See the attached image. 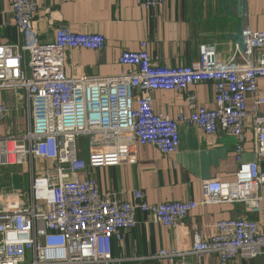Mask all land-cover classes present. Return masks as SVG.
<instances>
[{
  "label": "built area",
  "instance_id": "1",
  "mask_svg": "<svg viewBox=\"0 0 264 264\" xmlns=\"http://www.w3.org/2000/svg\"><path fill=\"white\" fill-rule=\"evenodd\" d=\"M164 1L136 3L149 11ZM10 9L23 44L0 46V91L21 94L24 128L3 134L1 125L13 112L0 103V168L24 167L29 181L27 191L0 196V264H117L112 241L136 226L138 213L170 229L199 206L219 204H240L243 216L216 223L208 238L195 233L189 251H161L155 258L186 264L190 256L214 255L226 264L264 257V233L248 219L262 208L264 95L258 82L264 79V33L242 31V63H218L215 48L203 45L190 64L161 66L143 42L138 51L121 53L119 65L128 71L112 78H75L67 73L66 52L101 51L104 39L61 27L51 44L41 45L34 27L37 0H10ZM199 83L213 85V108L196 107L187 93L188 115L172 119L153 111L152 92L183 93ZM247 119L255 134L251 162L242 159ZM181 125L235 139L233 183L205 181L198 203L150 205L140 190L133 191L132 201L100 193L88 168L131 163L137 145L173 155ZM80 138L87 160L80 158Z\"/></svg>",
  "mask_w": 264,
  "mask_h": 264
},
{
  "label": "crops",
  "instance_id": "2",
  "mask_svg": "<svg viewBox=\"0 0 264 264\" xmlns=\"http://www.w3.org/2000/svg\"><path fill=\"white\" fill-rule=\"evenodd\" d=\"M37 3L34 27L41 45L51 44L55 31L61 27L74 34L99 35L104 39L101 51L66 52L67 73L75 78H112L128 71L119 65L121 53L136 52L143 42L147 44L148 55L161 66H186L197 60L203 45L215 48L218 63H242V31L264 33V0H165L149 11H144L136 0H37ZM22 44L23 37L11 15L10 0H0V46ZM258 90L264 95V79L258 82ZM187 93L193 95L196 107H214L213 85L199 83L187 86L183 93L152 92L153 111L172 119L182 113L188 115ZM0 103L13 112L1 125L3 134L22 130L23 103L13 104L10 98L1 95ZM261 113L264 115V107ZM245 125L242 159L251 162L256 158L255 134L250 119ZM235 144L232 136L222 133L207 136L193 126L181 125L175 154L166 156L151 146L137 145L131 163L88 168L87 173L96 180L103 195L116 194L132 201L133 191L140 190L150 205L198 203L205 181H235ZM80 158L87 160L85 150ZM47 165L37 163L39 167ZM260 167L264 171V158ZM2 175L0 196L2 191L18 192V178L14 175L7 181ZM260 196L261 212L248 215V219L256 222L264 233V184ZM242 216L240 204L199 206L175 227L165 229L138 213L136 226L123 233L120 241H112V257L120 261L117 264H180L179 259L171 262L155 257L161 251H189L195 233L208 238L216 223ZM186 264L221 263L212 255L201 259L187 257ZM226 264H264V257L250 261L236 258Z\"/></svg>",
  "mask_w": 264,
  "mask_h": 264
},
{
  "label": "rangeland",
  "instance_id": "3",
  "mask_svg": "<svg viewBox=\"0 0 264 264\" xmlns=\"http://www.w3.org/2000/svg\"><path fill=\"white\" fill-rule=\"evenodd\" d=\"M29 55L27 54L26 60L28 61ZM0 95L3 96V98L7 99L10 98L13 101V104H21V94L20 93H15L12 90H7V91H0ZM84 146H85V140L80 138L78 139V149H79V154L84 152ZM7 172V173H6ZM14 173L16 179L18 178V183H17V189L18 192H24L28 190V181H29V176L25 172L24 167H1L0 168V177L1 175L9 181V178H13ZM5 192L2 191L1 194H4ZM0 204H1V199H0Z\"/></svg>",
  "mask_w": 264,
  "mask_h": 264
}]
</instances>
